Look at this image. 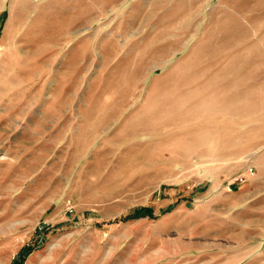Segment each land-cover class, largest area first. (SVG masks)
<instances>
[{
  "label": "rangeland",
  "instance_id": "1",
  "mask_svg": "<svg viewBox=\"0 0 264 264\" xmlns=\"http://www.w3.org/2000/svg\"><path fill=\"white\" fill-rule=\"evenodd\" d=\"M21 256L264 264V0H0V264Z\"/></svg>",
  "mask_w": 264,
  "mask_h": 264
},
{
  "label": "built area",
  "instance_id": "2",
  "mask_svg": "<svg viewBox=\"0 0 264 264\" xmlns=\"http://www.w3.org/2000/svg\"><path fill=\"white\" fill-rule=\"evenodd\" d=\"M248 172H249V173H252V169L250 168V169L248 170ZM245 180H246V179H245L244 176L239 175V176L235 177V179H234L233 182H234V183H243ZM233 182H232V183H233ZM232 183H230L229 185H232Z\"/></svg>",
  "mask_w": 264,
  "mask_h": 264
},
{
  "label": "trees",
  "instance_id": "3",
  "mask_svg": "<svg viewBox=\"0 0 264 264\" xmlns=\"http://www.w3.org/2000/svg\"><path fill=\"white\" fill-rule=\"evenodd\" d=\"M129 218H131V216H130V217H124V218H121L120 220H127V219H129ZM24 256H25V254H24ZM24 256H21L20 259H16V260L13 262V264H23Z\"/></svg>",
  "mask_w": 264,
  "mask_h": 264
},
{
  "label": "crops",
  "instance_id": "4",
  "mask_svg": "<svg viewBox=\"0 0 264 264\" xmlns=\"http://www.w3.org/2000/svg\"><path fill=\"white\" fill-rule=\"evenodd\" d=\"M230 184V183H229ZM227 185V191L229 192V193H231L232 191H233V187L235 186V185Z\"/></svg>",
  "mask_w": 264,
  "mask_h": 264
}]
</instances>
